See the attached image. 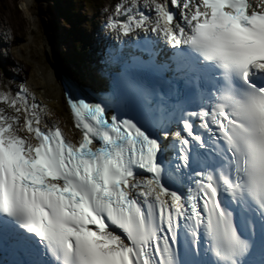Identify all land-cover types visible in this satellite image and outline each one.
<instances>
[{"label":"snow or ice","instance_id":"1","mask_svg":"<svg viewBox=\"0 0 264 264\" xmlns=\"http://www.w3.org/2000/svg\"><path fill=\"white\" fill-rule=\"evenodd\" d=\"M115 12L110 29L162 37L209 87L195 109L145 98L136 115L69 93L75 142L24 85L0 91V234L33 264H250L259 234L264 264V0Z\"/></svg>","mask_w":264,"mask_h":264},{"label":"bare ground","instance_id":"2","mask_svg":"<svg viewBox=\"0 0 264 264\" xmlns=\"http://www.w3.org/2000/svg\"><path fill=\"white\" fill-rule=\"evenodd\" d=\"M23 1H24L25 5L28 4L27 1L26 2H25V0H23ZM58 1L60 3V6L62 7L63 13L62 12H57L59 15H56L55 12H50V14H53V16L55 17L54 18L55 28L57 30H60V28H58V24L62 28L63 26H62L61 21L63 22V20H65L66 17L72 18L73 16H72L71 13H73V10L78 9V5L75 2L72 3L71 0H58ZM68 2H70V3H68ZM61 7H59L60 11H61ZM109 9H110V7H109ZM15 10H14V12H15ZM57 10H58V8H57ZM29 11H30V9H29ZM15 17H17V15ZM78 17L81 20V22L86 23V19H85L84 16H81V17L78 16ZM13 19L14 18L12 16H10L9 17V22L8 23H5V22L3 23L4 26L9 28V29H10V27L12 29H17L19 26L17 27V24H16V22ZM31 21H32V24H34L35 28H36V24H35V21H34L33 17L31 18ZM95 21H96V18L94 17L92 19V25L97 23V21L96 22ZM97 25H98V23H97ZM53 28H54V26H53ZM78 32H79L80 35H85L86 36L85 31L82 32L81 30H78ZM104 32H106V31H104ZM64 34L67 35V36L70 35L69 31L65 29L62 33L59 32L58 36L62 37V35H64ZM109 37H111V36L108 33H105V38H109ZM30 38H28V39H30ZM155 41L157 43H160L158 40H155ZM65 42H66V39L64 37H62L61 38V44L65 43ZM138 45L142 46V47H146V46L154 47L153 46L154 45L153 42L145 41V40L139 42ZM163 45H164V47L167 48V45L165 43H163ZM104 47L106 49H108V50H111V48L108 47L107 45H105ZM131 47H133V44H132ZM19 50H21V49L19 48ZM42 50L43 49H41V51H39V52L33 51L32 40L27 41V46H25L23 48V56H24V58L27 59V60H30V59L34 60V67H33L32 71L30 73V76H29L28 80H27L26 87L29 90V92L32 94V96L34 97L36 102H39L41 105H44L47 109H49L50 107L51 108H53V107H57L58 108V110H59V112L61 114V121H63V122H61V124L64 127L65 132L67 134H69L72 131V128L69 125L71 123V118H70V115H69L68 110L66 108L63 90H62L61 85L59 83L60 78L62 77V75L64 74V72L66 70L64 69V67L61 64L62 60L59 61V59L57 57H51L50 60H45L43 58V56L41 55ZM168 50L173 52V50L171 48H169V47H168ZM35 53L38 54V56H39L37 60H36L35 57H33ZM153 54H155V55L159 54V55H157L158 59H160V56H162L161 53H153ZM2 60H4V59H2ZM2 60H1V62H2ZM106 60H107V58H106ZM10 62H11L10 60H7V62H6L7 63V67L6 68L7 69L8 68L10 69V66H12V64ZM87 79H89L92 82H94V78H92L91 76H89ZM42 108H44V107H42Z\"/></svg>","mask_w":264,"mask_h":264},{"label":"rangeland","instance_id":"3","mask_svg":"<svg viewBox=\"0 0 264 264\" xmlns=\"http://www.w3.org/2000/svg\"><path fill=\"white\" fill-rule=\"evenodd\" d=\"M26 1L28 2L27 5H25L23 0H2V1L0 0V9H1L0 16H3V15L6 17L12 16L14 18L13 20L17 24V27L19 26L18 29L20 32V37L17 36L16 38L17 41H16L14 48L17 51L20 48L21 51L23 52V48L27 46V41L32 40L33 51L39 52L41 51V49H43L41 55L43 56L45 60H50L51 57H58V59L61 58L62 65H63L62 58L66 57L63 49L66 47V43L69 46H71L72 41L69 38V36L64 34L62 35V37L66 39V43L61 44L62 37H59L58 33L59 32L62 33L65 30V26L67 27V29L71 31L70 36L74 34V30H73V27L69 26L68 24L69 19L63 20L62 22L63 29L59 26V24H58V28H60V30H57L55 28V24H54L55 17L53 16V14H50V12H55L56 15H59L57 13V12H61L59 9L60 7L59 1L58 0H25V2ZM111 1L112 0H106L105 5H107ZM82 9L83 7L79 8L78 11L72 14L73 16L72 18H79L78 16L91 17L93 12H90L88 10L87 15H85L86 7H85V10H82ZM16 15L17 17H15ZM32 17L34 18L36 28H35V25L32 24V21H31ZM76 22L80 23L81 25L84 24V27L87 24V23L81 22L80 19H78ZM20 54L22 53L20 52ZM33 57H35L37 60L39 56L38 54L35 53ZM27 63L30 66V72H31L34 67V60L32 59L27 60ZM30 72H28V75H30Z\"/></svg>","mask_w":264,"mask_h":264}]
</instances>
